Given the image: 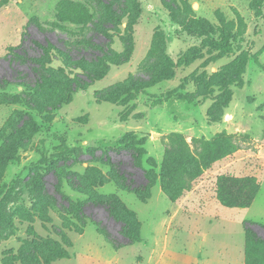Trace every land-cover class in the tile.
<instances>
[{
    "label": "rangeland",
    "instance_id": "1",
    "mask_svg": "<svg viewBox=\"0 0 264 264\" xmlns=\"http://www.w3.org/2000/svg\"><path fill=\"white\" fill-rule=\"evenodd\" d=\"M60 1L0 0V264L5 253L18 252L30 227L39 236L58 240L53 227L62 226L61 211L66 201L57 189L74 201H84L86 196L74 192L63 178L70 176L77 186V176L93 171L110 181L98 188L99 194L117 195L135 213L141 225V241L119 247L127 242L123 223L103 206L87 204L86 219L70 222L83 228V233L67 231L73 243L70 257L55 264H146L150 256L155 264H206L213 258L218 261L210 264H244V223H252L264 239V0H186L192 17L185 29L196 35L213 32L211 39L182 32L172 23L162 0H137L142 15L134 27L132 61L112 66L102 81L75 93L72 102L55 112L54 121L48 124L24 104H14L19 97H31L27 86H38L42 75L48 73L35 62L44 56L41 47L51 44L66 51L72 61L91 62L100 52L79 43L88 39L92 45L104 47L107 42L92 24L82 29L59 24ZM221 20L225 22L223 30ZM130 22H125L124 33ZM157 28L166 36L167 57L178 62L193 48L187 59H198L176 68L172 80L134 97L133 90L140 81L150 79L147 61ZM227 34L231 35V46L220 50L214 42ZM112 47L119 53L125 49L120 38L114 39ZM52 66L60 70L61 61H54ZM170 94L171 100L154 103ZM96 98L105 101L98 103ZM106 100H112V104ZM27 116L40 129L29 140L28 131L13 135L8 130L24 127ZM223 131L237 136L233 139L236 151L207 167L204 141ZM173 132L186 137L195 159L178 155L171 163L175 172H168L171 177L167 188L175 200L162 193L160 181L151 189L146 203L120 189L118 183L146 196L143 190L149 180L145 173L151 171L160 177L167 138ZM64 142L75 152L66 153ZM142 149L146 154L138 161L132 153ZM4 152L14 156L6 168L3 163L8 157ZM104 153L111 159L110 166L99 162ZM222 175L253 177L261 183L248 213L239 215L237 210L221 205L216 189ZM34 198L51 203L55 198L48 215L53 221L49 230L38 218L31 225L14 217L19 211L31 220L27 211ZM172 203L183 204L194 216L193 233L184 230L183 243L174 241L181 229L174 218L178 206L174 210ZM191 234L197 238L196 245L188 244ZM206 234L209 237L203 240Z\"/></svg>",
    "mask_w": 264,
    "mask_h": 264
},
{
    "label": "trees",
    "instance_id": "2",
    "mask_svg": "<svg viewBox=\"0 0 264 264\" xmlns=\"http://www.w3.org/2000/svg\"><path fill=\"white\" fill-rule=\"evenodd\" d=\"M246 1V0H238ZM164 8L169 13L173 24L178 25L181 31L187 32L190 37H198L203 39H211L214 36L213 32H204L201 35L187 31L186 26H190V19L192 17V10L187 5L186 0H162ZM142 15V8L137 0H61L57 6V22L59 24H72L76 29H82L92 24L93 29L97 34L103 35L107 42L104 47L92 45L88 39L79 43L81 46L93 47V49L100 52V55L95 57L93 61L87 62L86 60L72 61L70 55L54 45L41 47L43 50V57L37 58L35 62L42 70L47 71L43 74L38 86H27L33 93L31 97H19L14 100V104H24L30 110L40 115L45 123L54 121L55 112L61 110L63 105L72 102L73 95L78 91H87L94 83L102 81L110 72L112 66L120 67L129 64L132 61L135 53V38L134 27L138 23ZM131 17V18H130ZM131 20L129 26L125 29L123 27L127 20ZM128 24V23H127ZM186 25V26H185ZM221 29L225 27L224 20L220 21ZM120 38L124 42V51L119 53L112 47L114 39ZM231 35H222L221 40H214L220 50H228ZM86 48V47H85ZM166 36L162 30L156 29L152 45L149 53L148 64L150 67V79L148 82L140 81V86L133 90L134 97L139 96L147 88H151L156 84L172 80L175 76V69L179 67H187L198 57L188 60L187 58L194 52L192 48L186 56L181 58L178 62L165 55L166 53ZM12 55H13V50ZM264 52V48L261 53ZM56 57V58H55ZM61 61L62 68L56 70L52 64L54 61ZM69 71V74L66 72ZM109 93L106 94V96ZM127 95V93L125 94ZM173 98L172 94L166 96L164 99H158L154 103L156 105L163 104L166 100L169 101ZM98 103L105 101L104 98H96ZM111 103L112 100H106ZM112 104V103H111ZM26 124L20 129L12 127L8 128L9 132L13 135L28 131L29 134L26 138L29 140L35 136L39 131V127L35 125L30 116L25 120ZM236 135L228 134L226 131L218 133L213 139L204 141V149L206 153V166L210 167L214 163L225 159L236 151L233 139ZM166 139V138H165ZM168 147L165 149L163 163L161 165V175L156 176L150 171H147L146 177L149 180L147 187L143 190L146 196L138 190H129L127 187L118 183V187L124 191L135 194L138 199L146 203L151 195L153 189L160 181L162 192L168 194L170 199L175 200L171 192L168 191L167 182L169 180V173H173L171 163H173L178 155L189 156L191 161H195L190 154V147L187 143L186 137L181 133L173 132L168 135ZM166 139V140H167ZM66 146V143L64 142ZM75 149H70L66 146V153H73ZM146 151L143 149L140 153L133 152L132 155L140 161ZM5 153L7 162L3 163L4 168L11 161H14V156ZM103 158V160H102ZM100 158L101 163L110 166L111 159L107 153ZM97 161V160H96ZM97 161V162H98ZM153 165V164H151ZM172 171V172H171ZM2 174V172L0 173ZM174 174V173H173ZM96 171L89 172L87 175L77 176L79 183L73 185L71 177L63 178L67 180L70 187L74 192L86 196V200H72L58 188L66 205L61 211L63 223L61 227H53L54 234L59 238L54 239L50 236L42 237L37 234L33 227H30L27 232V238L20 241L21 246L18 252L5 253L2 264H55L58 261L69 259V250L73 247L67 231L73 229L76 232L83 233V228H76V225H71L73 221H82L86 219L85 207L87 204H96L103 206L114 218H117L123 223V233L127 242L124 245H134L140 243V222L138 221L135 213L128 209L124 203L121 202L117 195L103 196L97 191L107 185L110 181L99 177ZM159 176V175H158ZM175 178V176L173 177ZM114 180V179H112ZM82 185L84 187H82ZM261 190V183L256 178H234L230 176H219L217 180L216 195L221 205L229 209H247L250 208L256 200ZM165 194V195H166ZM39 197V196H38ZM43 199V197L41 196ZM40 198H34L31 208L27 211L31 220L28 217H22L19 211L16 212L15 218L20 221H26L31 225L34 219L38 218L42 221L44 227L48 229V225L53 221L48 218L49 211L55 205V198L51 202H44ZM57 206V204H56ZM12 222V221H11ZM245 263L244 264H264V239L259 236L252 227V223L245 222ZM49 230V229H48ZM107 233V232H106ZM110 239V235L106 234ZM113 243V242H112Z\"/></svg>",
    "mask_w": 264,
    "mask_h": 264
},
{
    "label": "crops",
    "instance_id": "3",
    "mask_svg": "<svg viewBox=\"0 0 264 264\" xmlns=\"http://www.w3.org/2000/svg\"><path fill=\"white\" fill-rule=\"evenodd\" d=\"M159 186H160V184H158ZM160 188H161V186H160ZM161 191H162V189H161ZM261 191V190H260ZM163 193V192H162ZM260 193V192H259ZM164 194V193H163ZM258 197V196H257ZM255 202V201H254ZM254 204V203H253ZM176 206H178V208H177V211L174 213V218L175 219H178V223H179V229H181V231H180V234H179V236L178 237H174V238H176L177 240H174L175 242H182L183 243V241L181 240L182 238H181V234L183 233V231L184 230H186V231H188L189 233H193V230H192V228H191V226H192V219L194 218V216L191 214V212H189L188 210H186L185 208H184V206H183V204H181V205H178V204H175V203H172V209H176ZM253 206V205H252ZM251 206V207H252ZM251 207L250 208H247V209H234V210H237V212H235V213H237V214H241V213H248L249 211H250V209H251ZM225 208V207H224ZM227 209H229V208H227ZM237 218V217H236ZM227 219H232L231 217H228ZM238 219V218H237ZM226 220V219H225ZM234 220V219H233ZM236 220V219H235ZM184 225H186V227L187 228H185L184 227ZM253 227H255V226H253ZM184 228V229H183ZM244 235H245V233H244ZM209 237V235L208 234H206L205 235V237H204V239L203 240H205V239H207ZM245 237V236H244ZM196 237L195 236H193L192 234H191V239L189 238V240H188V244H190V245H196L197 244V241H196ZM244 246H245V241H244ZM244 246H243V261H244ZM166 251V250H165ZM165 251H164V253H165ZM164 253H163V255H164ZM163 255H160V258H163ZM162 256V257H161ZM218 261V259L216 260V258H213V259H209L207 262H206V264H210V262H217ZM222 261V260H221ZM155 261H154V259L153 258H151V256L149 257V259H148V262H146V264H155L154 263ZM158 264V263H157ZM195 264H199V263H197V261H195ZM240 264H242V262L240 263Z\"/></svg>",
    "mask_w": 264,
    "mask_h": 264
}]
</instances>
